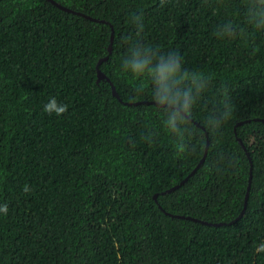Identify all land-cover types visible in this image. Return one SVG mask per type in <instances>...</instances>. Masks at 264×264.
Here are the masks:
<instances>
[{"label":"trees","instance_id":"16d2710c","mask_svg":"<svg viewBox=\"0 0 264 264\" xmlns=\"http://www.w3.org/2000/svg\"><path fill=\"white\" fill-rule=\"evenodd\" d=\"M55 1L105 22L0 0V264H264V31L247 23L248 0ZM229 21L245 34L218 38ZM125 37L209 78L181 156L150 80L121 70ZM105 56L118 97L96 81ZM52 97L62 115L43 110ZM225 101L231 118L213 131Z\"/></svg>","mask_w":264,"mask_h":264},{"label":"clouds","instance_id":"9594fccd","mask_svg":"<svg viewBox=\"0 0 264 264\" xmlns=\"http://www.w3.org/2000/svg\"><path fill=\"white\" fill-rule=\"evenodd\" d=\"M163 3L164 0H161V4ZM246 16L247 23L255 31H264V0H248ZM132 21L136 27V37H140L144 30L142 13L133 16ZM214 34L218 38L227 36L234 39L245 33L244 29H238L229 21ZM124 43L128 44V48L121 59L122 72L131 73L136 78L147 77L150 80L153 86L152 99L163 110V127L176 138V155H183L187 149L186 134L190 133L187 127L182 126L187 124L192 107L206 89L209 78L200 71H190L182 67L183 57L176 51L163 53L159 47L153 48L140 40L133 41L130 37H125ZM142 90V87H138L135 91L139 93ZM67 107L52 97L44 105L43 110L59 116L67 111ZM231 115L232 105L225 101L222 109L208 118L207 124L213 131L218 130ZM151 135L152 133H149V136ZM151 142L149 140V143ZM23 191L29 192L30 189L25 185ZM7 212V204L0 205V213L6 215ZM256 251L264 252V243L259 244Z\"/></svg>","mask_w":264,"mask_h":264},{"label":"water","instance_id":"95a60500","mask_svg":"<svg viewBox=\"0 0 264 264\" xmlns=\"http://www.w3.org/2000/svg\"><path fill=\"white\" fill-rule=\"evenodd\" d=\"M48 1H50L52 4L58 6L60 9H62V10H64V11L71 12V13L78 14V15H82V16H85V17H87V18H90V19H93V20L99 21V22H105L104 20H100V19H98V18H92V17H90V16H88V15H86V14H84V13L74 11V10H72V9L66 7V6L61 5L59 2H56L55 0H48ZM112 41H113V31H112L111 34H110L109 52L111 51V43H112ZM106 59H107V56H105V57H103V58H101V59L98 60V64H97V66H96V70H97V78H96V81H97V82L100 81V80H102V79H107L106 75H105L103 72H101L100 69L98 68V65H99L102 61H104V60H106ZM107 80H108V79H107ZM108 82H109V84H110V87H111V90H112V94H113L114 96L118 97V94H117V92H116V90H115L113 84H112L109 80H108ZM145 102H146V101H145ZM149 103H150V102H149ZM155 103H156V102H155ZM254 120H260V119H259V118H255ZM249 121H250V120L247 119V120H244V121L239 122L237 125H241L242 123H244V122H249ZM261 121L264 122V120H261ZM237 139H238V142L240 143V145L242 146V148H243L244 150H246V147L244 146L242 140H241L240 138H237ZM207 148H208V144L206 145V149H205V152H204V156H203V158H202V159L200 160V162L195 166V168L190 172V174L193 173V172H195L196 169H197V168L200 166V164L203 162V159H204V157H205V155H206V152H207ZM246 154H247V156H248V158H249V161H250V176H249V179H248L247 191H246L245 200H244V208L242 209V211H241V213H240L239 216H241V215L243 214V212H244L245 205H246V202H247V199H248V191H249L250 183H251V169H252V162H251V158H250L248 152H246ZM190 174H189V175H190ZM187 178H188V176H187L184 180H182V181L180 182V184H182ZM175 187H178V185H176V186H174V187H172V188H170V189H167L166 191H171V190L174 189ZM163 193H164V192H163ZM156 197H157V195L155 194V195H154L155 200H156ZM159 207L161 208L160 205H159ZM166 213H167L169 216H172V217H175V218H185V219H190V220H194V221H199V222H201V223H203V224H206V225H215V226H217V225H221V224H222V223H210V222L202 221V220H199V219H197V218H195V217H191V216H184V215H179V214H172V213H169V212H166Z\"/></svg>","mask_w":264,"mask_h":264}]
</instances>
